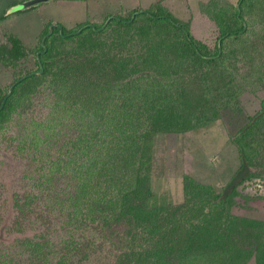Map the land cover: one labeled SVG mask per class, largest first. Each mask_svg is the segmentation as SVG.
<instances>
[{"label": "trees", "instance_id": "obj_1", "mask_svg": "<svg viewBox=\"0 0 264 264\" xmlns=\"http://www.w3.org/2000/svg\"><path fill=\"white\" fill-rule=\"evenodd\" d=\"M202 6L219 28L213 50L160 0L96 28L87 20L62 33L54 26L42 45L46 23L37 68L13 80L0 109V128L16 125L6 140L25 159L12 228L39 227L17 237L28 262L73 264L100 246L95 234L79 239L76 226L94 225L119 250L113 264H244L252 256L264 264V219L230 210L238 185L258 174L252 166L264 164V101L231 133L240 162L221 190L186 175L183 202H150L152 136L239 110L242 92L264 86V27L245 25L249 11L264 14V0ZM9 40L0 60L17 61L27 49ZM63 229L69 234L55 239Z\"/></svg>", "mask_w": 264, "mask_h": 264}, {"label": "rangeland", "instance_id": "obj_2", "mask_svg": "<svg viewBox=\"0 0 264 264\" xmlns=\"http://www.w3.org/2000/svg\"><path fill=\"white\" fill-rule=\"evenodd\" d=\"M115 1L67 0L56 4L40 2L38 4L41 5L33 9L31 6L21 8V10H13L12 7L7 9V16L4 18L0 16V45L10 46L9 37L14 35L22 40L27 51L17 61L0 60V93L8 90L16 77L37 68L35 53L39 49L41 31L47 22L61 24L68 29L74 27L85 21L75 22L85 18L82 8L88 2L92 13H96L97 16L105 9L111 8L108 14H103L95 21L87 19L88 23L98 25L108 15L128 16L131 10L148 8L152 2L157 0H142L140 4L133 7L119 6ZM206 1L208 0H160V3L183 20L194 37L204 41L213 50L219 35V28L215 21L202 11V3ZM230 1L236 3L237 0ZM29 10H34L35 13ZM249 12L247 18L250 24L245 23L246 28L247 26L255 30L263 28L264 14L260 15L259 12L256 13V10ZM142 22L139 18L136 25ZM109 28L111 31L112 26ZM55 34L57 33L54 31L53 35ZM263 101L264 86L255 90L247 89L239 96V110L225 108L218 117L204 125L179 132L155 133L152 136V158L149 165L152 190L150 202L157 204L183 202L186 175L198 182L211 184L215 190H221L240 162L238 148L232 139V134L241 123H244L247 116L254 114L260 108ZM12 121L9 120L0 128V264H5L2 261L5 251H10L13 257L12 262L31 264L26 254H21L17 237L31 235L38 231V223L32 222L23 232L15 231L11 224L15 214L12 195L15 190L23 186L24 181L21 180V174L25 166V159L14 154L13 147L11 148L6 140L7 132L16 128ZM263 159L259 162H264ZM252 167L258 174L245 179L238 185V193L234 197L230 210L240 216L262 220L264 219V164H256ZM95 228L94 225L76 226L74 232L79 239L85 240L87 235L95 234L100 246L90 247L85 257L79 258L74 255L73 264L114 263L119 252L117 246L108 239L103 240L100 232ZM67 229L72 228L69 226ZM65 230L55 233V239H58L59 234L68 235V231ZM55 263L56 257H48L46 264ZM244 264H256L254 256Z\"/></svg>", "mask_w": 264, "mask_h": 264}, {"label": "crops", "instance_id": "obj_3", "mask_svg": "<svg viewBox=\"0 0 264 264\" xmlns=\"http://www.w3.org/2000/svg\"><path fill=\"white\" fill-rule=\"evenodd\" d=\"M23 1H26V0H0V16L1 18H4L6 17V10L7 9H13V10H21L20 9H14L15 6H17L19 3L23 2ZM61 1H67V0H41L40 2H49L51 4H56V3H59ZM93 1H98V0H93ZM142 0H116V5H119V6H137L138 4H140ZM38 2V3H40ZM34 4V5H29L31 6V9H33L34 7H39V5L41 4ZM92 8L89 7L88 5V2L87 4L82 8V12H83V15L85 18H81L80 20H76L75 22H78V21H81V20H93L95 21V19H97L98 17L100 16H103V14H108L110 11H111V8L110 9H105L104 12H102L100 15L97 16L96 13H92ZM8 11V10H7ZM29 12H33L35 13L34 10H29ZM53 18V17H52ZM53 19H57V18H53ZM58 20V19H57ZM92 21V22H93Z\"/></svg>", "mask_w": 264, "mask_h": 264}, {"label": "water", "instance_id": "obj_4", "mask_svg": "<svg viewBox=\"0 0 264 264\" xmlns=\"http://www.w3.org/2000/svg\"><path fill=\"white\" fill-rule=\"evenodd\" d=\"M40 1H41V0H26V1H23V2L19 3L17 6H15L14 9L25 8V7L29 6V5H34V4H36V3L40 2ZM133 15H134V14H133ZM110 17H111V16H108V17H107V19H106V21L104 22V24L110 19ZM104 24H103V25H104ZM86 25H90V26H92V27L94 26L92 23H87ZM54 26H57V27L59 28L60 32L62 33V25H61V24H56V23H52V24H50V25H49V31H48V32L42 37V39H41V43H42V45H44V40H45L46 36L49 35V34L51 33L52 28H53ZM44 50H45V47H44ZM37 56H39V52H37ZM41 71H42V65H41V62H40V68H39V70H38L37 72L40 73ZM19 79H20V78H19ZM19 79H17L16 81H18ZM16 81H14V82L9 86L7 93H6L5 97L3 98V100H2V102H1V104H0V109H1V107L3 106L6 97L11 93L12 87L14 86V84L16 83Z\"/></svg>", "mask_w": 264, "mask_h": 264}]
</instances>
